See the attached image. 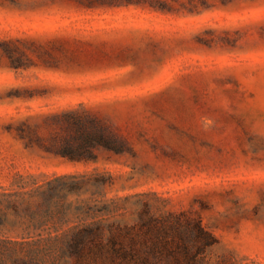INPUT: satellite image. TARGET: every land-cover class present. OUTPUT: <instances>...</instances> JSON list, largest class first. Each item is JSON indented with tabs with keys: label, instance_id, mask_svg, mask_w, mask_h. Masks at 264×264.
Returning a JSON list of instances; mask_svg holds the SVG:
<instances>
[{
	"label": "rangeland",
	"instance_id": "1",
	"mask_svg": "<svg viewBox=\"0 0 264 264\" xmlns=\"http://www.w3.org/2000/svg\"><path fill=\"white\" fill-rule=\"evenodd\" d=\"M73 110L126 150H47ZM170 211L197 264H264V0H0V264H137Z\"/></svg>",
	"mask_w": 264,
	"mask_h": 264
},
{
	"label": "trees",
	"instance_id": "2",
	"mask_svg": "<svg viewBox=\"0 0 264 264\" xmlns=\"http://www.w3.org/2000/svg\"><path fill=\"white\" fill-rule=\"evenodd\" d=\"M88 6H117L125 4L142 3L143 0H79ZM59 128L53 135L52 142L47 150L72 160H95L97 149L105 147L118 152L126 150L123 139L116 133L113 127L98 115L88 110L68 111L54 116ZM186 217V226L183 229L176 228L178 224L185 222L181 217ZM163 219V220H162ZM152 225L156 226L161 222L165 231L161 235L160 243L149 245L145 243L136 247V238L133 239L135 247L122 248L128 262L134 261L137 264H159V261L151 254L167 252L173 255L174 260H168L167 264H197L198 256L204 254L209 247L219 242L218 237L207 229L200 217H193L187 211H170L164 217H149ZM167 226V227H168ZM147 248L149 251L145 257L136 258L135 252ZM134 254V255H133ZM131 256L127 258L128 256Z\"/></svg>",
	"mask_w": 264,
	"mask_h": 264
}]
</instances>
